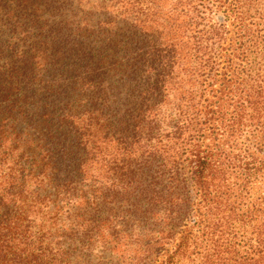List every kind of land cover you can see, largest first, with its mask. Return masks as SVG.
<instances>
[{
	"label": "trees",
	"instance_id": "obj_1",
	"mask_svg": "<svg viewBox=\"0 0 264 264\" xmlns=\"http://www.w3.org/2000/svg\"><path fill=\"white\" fill-rule=\"evenodd\" d=\"M20 3L0 264H264V0Z\"/></svg>",
	"mask_w": 264,
	"mask_h": 264
},
{
	"label": "rangeland",
	"instance_id": "obj_2",
	"mask_svg": "<svg viewBox=\"0 0 264 264\" xmlns=\"http://www.w3.org/2000/svg\"><path fill=\"white\" fill-rule=\"evenodd\" d=\"M3 1L6 2V4ZM20 2H21V0H14V4H12V3L10 4V3H7V0H0V9L4 8V9L8 10V8H7L8 4L11 5V6H16V7L21 8L22 5H21ZM21 15L22 14L20 12H18L16 14V17L19 19ZM50 15L51 14H50V12L47 9H45V12L38 13V17H40L43 22H47V23H49L51 21V19H53V17H51ZM58 18L60 19V17H58ZM1 21H2V19L0 18V27L3 26V23H1ZM0 29L3 30L4 28H0Z\"/></svg>",
	"mask_w": 264,
	"mask_h": 264
}]
</instances>
